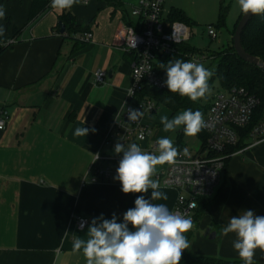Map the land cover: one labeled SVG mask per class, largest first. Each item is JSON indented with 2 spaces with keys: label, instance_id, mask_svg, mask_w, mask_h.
Segmentation results:
<instances>
[{
  "label": "crops",
  "instance_id": "crops-1",
  "mask_svg": "<svg viewBox=\"0 0 264 264\" xmlns=\"http://www.w3.org/2000/svg\"><path fill=\"white\" fill-rule=\"evenodd\" d=\"M138 1L88 0L64 12L50 4L28 23L31 0H0L6 13L0 36L16 41L0 54V110L10 115L0 131V264H86L82 250L73 251V238L87 240L93 218L111 219L115 213L122 222L137 196L151 198V189L124 194L114 177L98 182L89 177L96 154L100 166H116L122 158L105 141L131 85L133 57L121 50L119 35L135 22L131 10ZM163 10H170L164 0ZM66 12L74 21L67 28L62 23L60 35L59 18ZM83 33L92 34L91 40L80 41ZM97 70L106 72L101 85L94 82ZM145 118L146 140L131 143L148 151L156 141ZM77 127L95 132L77 137ZM159 191L168 199L153 203L172 211L177 191ZM207 200L206 211L194 214L187 232L190 252L240 260L235 234L222 235V229L244 210L264 216V141L229 158ZM75 214L89 220L86 229L75 228ZM254 261L264 264V251L257 249Z\"/></svg>",
  "mask_w": 264,
  "mask_h": 264
},
{
  "label": "clouds",
  "instance_id": "clouds-1",
  "mask_svg": "<svg viewBox=\"0 0 264 264\" xmlns=\"http://www.w3.org/2000/svg\"><path fill=\"white\" fill-rule=\"evenodd\" d=\"M79 2L51 0L50 7L64 12ZM236 2L244 15H264V0ZM5 16L4 8L0 6V19ZM2 33L3 28L0 27ZM159 67L166 72L164 84L169 92L187 97L194 103L211 93L209 80L214 72L203 63L175 59L167 64L160 63ZM169 99L166 98V102ZM142 114L141 111L130 109L129 119L135 121ZM160 122L165 132H174L183 126L186 136H196L204 126L203 114L191 109L171 119L163 115ZM90 131L95 132V129L77 127L74 135L85 137ZM114 152L122 153L114 177L120 182L121 191L124 194L147 193L151 189V198L137 196L135 207L123 213L122 222H118L115 213L111 219L104 218L103 214L93 218L87 230L88 239L73 238V251L82 250L86 264H180L183 252L190 247L185 233L193 228V221L190 216L169 211L163 203H153L154 200L168 199L165 193L159 191V181L152 177L156 174L157 165L175 162L178 150L173 140L170 137L159 138L154 152L144 151L136 143L125 146L118 142ZM229 233L235 234L233 248L243 264H255V251H264V216L256 215L252 210H244L242 214L231 217L222 229V235L227 236Z\"/></svg>",
  "mask_w": 264,
  "mask_h": 264
},
{
  "label": "built area",
  "instance_id": "built-area-1",
  "mask_svg": "<svg viewBox=\"0 0 264 264\" xmlns=\"http://www.w3.org/2000/svg\"><path fill=\"white\" fill-rule=\"evenodd\" d=\"M88 0H82L86 3ZM167 13L163 10V0H139L131 10L135 22L125 26L119 35L121 50L132 55L131 85L126 92L124 105L120 115L114 121L112 129L105 141L109 147L116 143L127 146L133 141L143 142L148 136L147 128L142 124V118L156 112L158 106L153 100L138 97L143 87L147 86L156 91L166 89L164 80L157 74L153 63L157 55H170L176 52V46L189 41L190 31L185 24L174 21L166 23ZM207 36L216 38L214 27H206ZM92 34L83 33L79 36L82 42L90 41ZM14 38L0 42V50L9 48L15 43ZM204 55L192 54L187 61L200 62ZM106 72L97 70L94 73V82L97 85L104 83ZM259 101L249 95L244 89L232 87L222 90L211 100L203 116L202 132L206 136L204 148L195 154L178 150L175 162L172 164L157 165L159 169L152 179L159 181L160 187L171 188L177 191L173 205V212L190 216L194 222V211L198 199H210L218 188L225 160L240 153L243 149L264 141V110L260 122L251 130L247 139V146L241 150L229 153L230 148L237 146L240 140V130L245 129L251 122L252 115ZM136 109L143 114L135 121L129 119V110ZM10 115L0 110V131L5 130ZM155 145L148 152L155 151ZM213 154H216L212 156ZM100 157L93 160L89 177L91 182H98L116 176L113 167L98 165ZM75 228L79 231L87 228L89 220L75 214L73 216ZM83 225V228H81Z\"/></svg>",
  "mask_w": 264,
  "mask_h": 264
},
{
  "label": "trees",
  "instance_id": "trees-1",
  "mask_svg": "<svg viewBox=\"0 0 264 264\" xmlns=\"http://www.w3.org/2000/svg\"><path fill=\"white\" fill-rule=\"evenodd\" d=\"M82 2V0H80ZM79 2V3H80ZM51 0H31V5L28 14V23L37 19L43 14L49 5ZM241 13L234 24V28L231 35V41L228 46L220 53L214 54L213 58H216V66L213 70L214 75L212 81H217L222 90H228L232 87L244 89L249 95L258 99L259 105L253 112L250 124L243 130H240V140L236 147L230 148L229 153L237 150H241L247 146V139L251 130L260 122L262 116V110H264V70L256 66L250 65L238 58L232 48V35ZM60 23L65 24V27L70 26L74 21V17L69 13H63L59 18ZM166 23H172L174 21L181 22L187 27H192L194 23L188 19L184 12L180 9L172 8L169 10L165 17ZM70 24V25H69ZM224 25V11L221 12L219 25L213 26L214 29H218ZM16 33V32H15ZM6 38L0 36V42L5 41ZM241 46L245 53L250 56L258 58L261 62H264V15H253L249 23L243 29L240 38ZM6 50V48L0 50V54ZM188 45V42L181 43L176 46V52L170 55H157L153 63V67L157 74L165 81L166 72L159 67L160 63L167 64L170 60L181 59L187 62L188 58L192 54H201ZM139 98L153 100L157 106L161 105L167 108L172 113L178 110L191 109L192 111H200L203 116L207 111L209 104L205 107H199L187 97H181L179 94L169 92L166 87L163 91H156L147 86L143 87L140 91ZM166 98H170L166 102ZM197 136L201 140L200 150L204 148L206 142V136L200 131ZM177 150L183 151L184 145L180 141V137L176 146ZM216 154H213L214 156ZM229 158L225 160V167ZM100 165V164H98ZM209 202L207 199H198L197 207L194 214H202L206 211ZM186 237L191 241V234L187 233ZM180 264H243L241 260H223L213 257L194 256L188 248L183 252L182 260ZM260 264V263H255Z\"/></svg>",
  "mask_w": 264,
  "mask_h": 264
},
{
  "label": "rangeland",
  "instance_id": "rangeland-1",
  "mask_svg": "<svg viewBox=\"0 0 264 264\" xmlns=\"http://www.w3.org/2000/svg\"><path fill=\"white\" fill-rule=\"evenodd\" d=\"M166 9H180L184 14L194 23L192 27H189L190 38L188 45L198 52H202L204 55V66L210 70H214L216 66V58H213L214 54L222 52L231 41V35L236 23L237 18L240 15V11H236V0H164ZM235 2V3H234ZM230 4V5H229ZM232 4V7H230ZM224 11V25L215 29L216 38L211 39L207 36V26L219 25L221 12ZM211 87V93L207 95L205 99H201L195 104L199 107H205L210 104L212 98L217 93H222V89L217 81H212V77L209 80ZM184 110H178L172 113L167 108L159 105L156 112L152 113L148 118H145V124L152 132L153 142L162 137H170L173 140L174 146H177L178 139L180 137L181 143L184 145V151L190 154H195L200 150L201 140L196 136H186L183 132V126L178 128L174 132H165L160 117L167 115L169 119ZM201 151V150H200Z\"/></svg>",
  "mask_w": 264,
  "mask_h": 264
},
{
  "label": "water",
  "instance_id": "water-1",
  "mask_svg": "<svg viewBox=\"0 0 264 264\" xmlns=\"http://www.w3.org/2000/svg\"><path fill=\"white\" fill-rule=\"evenodd\" d=\"M252 16L253 15H251V14H249V15L242 14L241 15L240 19L238 20V22L236 24L233 35H232V48H233L234 52L236 53V55L238 56L239 59H241L242 61H244L250 65L256 66V67L264 70V62H261L258 58L250 56L247 53H245V51L243 50V48L241 46V42H240L241 33H242L243 29L246 27V25L249 23ZM58 25L60 28L59 34L63 35L65 32L64 25L62 23H59Z\"/></svg>",
  "mask_w": 264,
  "mask_h": 264
}]
</instances>
